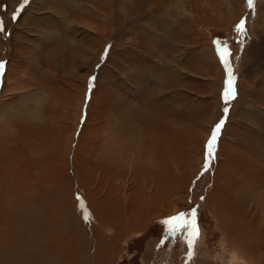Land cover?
<instances>
[{
  "label": "rangeland",
  "instance_id": "rangeland-1",
  "mask_svg": "<svg viewBox=\"0 0 264 264\" xmlns=\"http://www.w3.org/2000/svg\"><path fill=\"white\" fill-rule=\"evenodd\" d=\"M0 63V264H264V0H0Z\"/></svg>",
  "mask_w": 264,
  "mask_h": 264
},
{
  "label": "snow or ice",
  "instance_id": "snow-or-ice-1",
  "mask_svg": "<svg viewBox=\"0 0 264 264\" xmlns=\"http://www.w3.org/2000/svg\"><path fill=\"white\" fill-rule=\"evenodd\" d=\"M23 2L24 4H27L29 0H23ZM253 2L254 0H247L248 6L252 7ZM236 31L240 34H245V35L247 34L245 21L242 20L236 26ZM217 51L220 54L222 62L225 64L228 70L227 84L222 92V102L225 106L223 108V112L225 113V116H227L229 112L228 106L237 97V91L235 88V77L233 76L231 64L229 62V57L231 56L230 51L227 49L226 46L222 47L218 43H217ZM3 67L4 65L0 63V69H2ZM94 79L95 77L90 78L89 89L92 88L93 86L92 82ZM225 123H226L225 119L223 118L218 119L209 132V138L205 144V159H204V165L202 167V173L208 172L211 169H213V166L218 159L217 157L218 144ZM201 200H203V197H201ZM197 215H198L197 209L192 208L188 211L179 213L175 216H171L169 218H166L158 222L164 229L162 233L161 243L164 242L163 238H173L178 236L183 237L184 242L188 245L189 248V256H188L189 260L191 259V256L193 254L195 244L200 239V235H201L200 226L197 220Z\"/></svg>",
  "mask_w": 264,
  "mask_h": 264
},
{
  "label": "bare ground",
  "instance_id": "bare-ground-1",
  "mask_svg": "<svg viewBox=\"0 0 264 264\" xmlns=\"http://www.w3.org/2000/svg\"><path fill=\"white\" fill-rule=\"evenodd\" d=\"M138 5H139V2H138ZM139 7H140V5H139ZM139 7L137 6V10L139 9ZM133 10H134V7H133ZM131 11V12H134V11ZM127 12H129V11H127ZM221 70V69H220ZM160 113V112H159ZM147 121V120H146ZM145 121V122H146ZM155 123V122H154ZM153 123V124H154ZM162 123V122H161ZM160 124V123H159ZM147 125V124H146ZM158 125V124H157ZM148 126V125H147ZM162 126V125H161ZM123 128V127H122ZM125 128V127H124ZM150 128V127H149ZM119 128H117V130H118ZM154 129V128H153ZM159 129V128H158ZM174 129V128H173ZM116 131V130H115ZM153 131V130H152ZM154 132V131H153ZM155 132H156V130H155ZM161 132V131H160ZM132 135V134H131ZM153 136V135H152ZM133 137V136H132ZM135 137V136H134ZM159 137V136H158ZM142 140V139H141ZM141 140H140V142H141ZM160 140V139H159ZM137 142V141H136ZM137 145V144H136ZM128 148V147H127ZM140 148V147H139ZM125 149V148H124ZM139 150V149H138ZM141 150V149H140ZM14 152H15V150H14ZM17 153V152H16ZM142 168V167H141ZM113 178V177H112ZM114 179V178H113ZM116 180V179H115ZM46 186V185H45ZM137 203V202H136ZM135 204V203H134ZM137 205V204H136ZM22 206H24V205H22ZM19 207H21V206H19ZM18 207V208H19ZM133 209V208H132ZM141 209V208H140ZM143 210V209H142ZM16 212H18V211H16ZM15 212V213H16ZM145 212V211H144ZM14 213V214H15ZM17 214V213H16ZM20 214V213H19ZM11 216V215H10ZM14 216V215H13ZM16 216V215H15ZM3 217H4V215H3ZM10 218V217H9ZM10 220V219H9ZM7 223V222H6ZM8 224V223H7ZM11 224V223H10ZM13 226V225H12ZM126 226V225H125ZM261 225H259L258 227H260ZM14 227H16V226H14ZM20 227V226H19ZM18 228V227H17ZM262 228V227H261ZM261 228H258V229H261ZM12 230V229H11ZM17 230V229H16ZM16 232V231H15ZM21 235V234H20ZM204 235V234H203ZM23 236H25V235H23ZM25 238V237H24ZM23 238V239H24ZM24 242V241H23ZM26 243V242H25ZM27 244V243H26ZM32 244V243H31ZM11 245V244H10ZM204 246V245H203ZM22 247V246H21ZM28 247V246H27ZM26 248V247H25ZM31 248V247H30ZM199 248V247H198ZM204 248V247H203ZM8 250H10V248L8 249ZM31 250H32V248H31ZM30 250V251H31ZM36 250H38V249H36ZM45 250V249H44ZM43 251V250H42ZM60 251V250H59ZM4 252V251H3ZM11 252V251H10ZM27 252V251H26ZM240 252V251H239ZM11 253H14V254H24L25 252L23 251V252H11ZM31 253H33V251L31 252ZM34 253H35V248H34ZM229 253V252H228ZM1 254H3V253H1ZM30 254V253H29ZM39 254H41V252H39ZM42 254H44V253H42ZM231 254V253H230ZM242 254V253H241ZM9 255V254H8ZM26 255V254H25ZM218 255V254H217ZM216 255V256H217ZM13 256V255H12ZM49 256V255H48ZM54 256H55V254H54ZM53 256V257H54ZM7 257V256H6ZM45 257V256H44ZM47 257V256H46ZM50 257V256H49ZM31 258V257H30ZM36 258V257H35ZM34 258V259H35ZM224 258V255H223V257H222V254H220L219 253V255H218V260L219 261H221L223 264H241L243 261H244V257L243 256H241V255H234V254H232L230 257H229V259L228 260H224L223 259ZM38 259V258H37ZM43 259V258H42ZM47 259V258H46ZM212 259H214L213 257H212ZM3 260H4V258H3ZM6 260H8V259H6ZM26 260V259H25ZM24 260V257L22 258V257H15V262L16 263H19V262H17V261H25ZM45 260V259H44ZM215 260H216V257H215ZM2 261V260H1ZM35 261V260H34ZM33 260H32V262H34ZM51 261H53V263H57L58 264V261H60V259H55V257H54V259L53 260H51ZM9 262V261H8ZM26 262V261H25ZM36 262V261H35ZM46 261H44V263H45ZM2 263V262H1ZM27 263V262H26ZM30 263V262H29ZM28 263V264H29ZM38 263V262H37ZM40 263H41V261H40ZM52 263V264H53ZM10 264V263H9ZM15 264V263H14ZM22 264V263H21ZM24 264V263H23ZM48 264V263H47ZM61 264V263H60ZM254 264V263H253Z\"/></svg>",
  "mask_w": 264,
  "mask_h": 264
}]
</instances>
